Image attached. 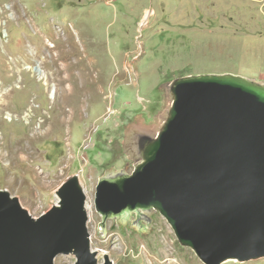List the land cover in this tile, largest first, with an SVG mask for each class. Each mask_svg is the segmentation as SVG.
<instances>
[{
    "label": "rangeland",
    "instance_id": "obj_1",
    "mask_svg": "<svg viewBox=\"0 0 264 264\" xmlns=\"http://www.w3.org/2000/svg\"><path fill=\"white\" fill-rule=\"evenodd\" d=\"M0 36V188L40 215L80 172L93 246L114 264H205L160 213L147 234L116 218L101 229L96 187L109 167L134 169L126 131L155 121L163 83L222 72L264 79V0H0ZM74 261L60 254L55 264Z\"/></svg>",
    "mask_w": 264,
    "mask_h": 264
},
{
    "label": "water",
    "instance_id": "obj_2",
    "mask_svg": "<svg viewBox=\"0 0 264 264\" xmlns=\"http://www.w3.org/2000/svg\"><path fill=\"white\" fill-rule=\"evenodd\" d=\"M1 39V36H0ZM155 121L129 125L123 149L134 169L109 167L94 205L139 233L160 213L205 264L264 257V79L198 73L162 84ZM40 215L0 188V264H114L93 246L80 172L64 179Z\"/></svg>",
    "mask_w": 264,
    "mask_h": 264
},
{
    "label": "bare ground",
    "instance_id": "obj_3",
    "mask_svg": "<svg viewBox=\"0 0 264 264\" xmlns=\"http://www.w3.org/2000/svg\"><path fill=\"white\" fill-rule=\"evenodd\" d=\"M149 13V12H148ZM51 45H54L53 43H51ZM163 263V262H162ZM166 264H181L179 261H170V262H165ZM152 264H154V261H152Z\"/></svg>",
    "mask_w": 264,
    "mask_h": 264
}]
</instances>
